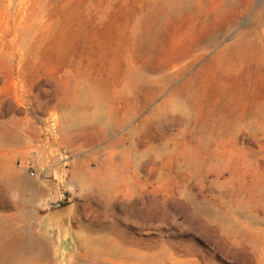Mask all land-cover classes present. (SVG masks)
<instances>
[{
	"label": "rangeland",
	"instance_id": "1",
	"mask_svg": "<svg viewBox=\"0 0 264 264\" xmlns=\"http://www.w3.org/2000/svg\"><path fill=\"white\" fill-rule=\"evenodd\" d=\"M172 2L0 0V264H264V0Z\"/></svg>",
	"mask_w": 264,
	"mask_h": 264
},
{
	"label": "bare ground",
	"instance_id": "2",
	"mask_svg": "<svg viewBox=\"0 0 264 264\" xmlns=\"http://www.w3.org/2000/svg\"><path fill=\"white\" fill-rule=\"evenodd\" d=\"M227 4V3H226ZM172 8H173V10H180V8H181V4L179 3V2H175V0H174V2H172ZM223 7L226 9L227 8V6H225V5H223ZM149 47H152V44H148V48ZM139 74V73H138ZM86 102H88V100L86 101ZM94 115V118H98V116H100V115H98L97 113L96 114H93ZM88 116H85V117H83V118H81V119H79V120H75V121H73V122H71L70 123V127H76V126H78V125H80L81 123L80 122H83L86 118H87ZM93 117V116H92ZM94 182L95 181H92V184H94ZM105 240H110V239H105ZM102 241H104V240H102ZM86 242V241H85ZM91 244V243H90ZM111 245V244H110ZM110 245H107V250L110 252V249H109V247H110ZM85 250V252H87V253H89V252H91V250L92 249H94V248H90V247H88V248H84V247H82V250ZM93 251V250H92Z\"/></svg>",
	"mask_w": 264,
	"mask_h": 264
},
{
	"label": "built area",
	"instance_id": "3",
	"mask_svg": "<svg viewBox=\"0 0 264 264\" xmlns=\"http://www.w3.org/2000/svg\"><path fill=\"white\" fill-rule=\"evenodd\" d=\"M58 120L55 118L50 119L47 126H46V134L45 138L46 141L50 140L51 138H56L58 135ZM37 175L36 171H31V176L35 177Z\"/></svg>",
	"mask_w": 264,
	"mask_h": 264
}]
</instances>
